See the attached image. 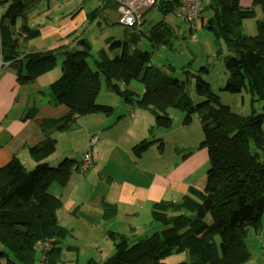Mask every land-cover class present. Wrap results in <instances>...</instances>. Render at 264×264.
I'll use <instances>...</instances> for the list:
<instances>
[{"label": "trees", "instance_id": "1", "mask_svg": "<svg viewBox=\"0 0 264 264\" xmlns=\"http://www.w3.org/2000/svg\"><path fill=\"white\" fill-rule=\"evenodd\" d=\"M32 2L0 0V7H5L0 16V51L6 60L14 62L26 52L27 42L41 34L39 29L26 24ZM256 6L264 10V0H253L249 6H241L238 0H211L207 8L215 11L219 35L236 51L224 56L229 76L222 89L230 93L245 89L253 100L262 102L264 109V18L256 20L254 35H244L241 30L242 20L253 17ZM160 8L165 14L174 11L173 5L162 4ZM213 16L209 18L211 29ZM155 25L157 29L149 36L152 44H168L172 35L169 27L161 21ZM78 42L82 49L70 51L66 45H60L25 55L24 73L18 75L22 82L52 69L60 59L62 73L50 89L56 102L67 109L43 123V140L28 149L35 161L33 168L26 169L16 157L0 168V264H34L36 243L48 239H52L51 248L37 261L43 259L48 264L59 254L58 244L69 231L58 223L56 212L61 202L48 189L52 183L64 186L74 170L82 171L84 155L79 161L65 156L57 166L50 165L46 158L56 149L57 134L68 131L79 117L112 113L111 106L96 102L100 74L110 91L129 104L147 109L161 128L171 124L161 103V87H167L170 93L177 91L175 104L185 110L183 123H188L191 113L198 114L203 136L200 144L207 148L209 168L202 190L190 188L179 203L153 205L152 217L160 221L162 230L131 244L124 234L109 232L113 253L101 263L89 259L86 264H167L165 259L174 253H186L188 259L173 264L246 262L251 255L246 238L249 230L259 229L264 212V112L246 116L232 112L199 74L195 90L203 99L193 103L183 82L146 66L150 52H127L125 43L119 40L111 46L120 47V54L109 59L100 50V58L92 68L87 60L89 43L85 39ZM131 79L143 85L140 93L128 87ZM172 82L173 86L167 85ZM94 137L89 135L87 143L95 144ZM149 143L142 141L136 148L145 150ZM101 205L103 218L116 214L115 205Z\"/></svg>", "mask_w": 264, "mask_h": 264}, {"label": "rangeland", "instance_id": "2", "mask_svg": "<svg viewBox=\"0 0 264 264\" xmlns=\"http://www.w3.org/2000/svg\"><path fill=\"white\" fill-rule=\"evenodd\" d=\"M210 2L211 0H201L202 19L199 18L195 24L178 19L172 12L165 14L160 6L155 5L143 14L142 24L127 27L120 22L116 6L114 8L111 1L33 0V7L27 15L26 24L29 27L39 29L43 34L42 40L48 39L50 44L63 37L59 43H66L67 50L70 51L82 49L78 40L85 39L90 45V55L87 60L92 68H94L95 60L100 58V50H104L109 59H114L120 54V47L111 46L113 41L119 40L125 43L127 52L134 50L150 52L146 66L157 68L173 80L177 79L183 82V87L193 103L203 99L195 90L196 75L199 74L203 80L207 81L209 88L218 96L219 101L228 105L232 112L241 116L263 113L262 102L253 100L247 90L242 89L239 93H230L222 89L229 76L224 65V56L227 54L234 55L236 51L234 47L228 46L225 39L219 35V27L214 21L215 16H213L215 11L207 8ZM212 16L214 29L209 28V18ZM256 20L254 16L244 18L241 25L242 34L254 35L256 33ZM159 21L169 27L172 35L169 37L168 44L157 43L153 45L149 36L150 32L157 29L155 24ZM204 67L207 68V71H203ZM99 79L101 88L96 96L97 103L111 106L117 116L129 115L127 110L132 108L131 111L138 116L145 115L154 121V115L137 109V107H130L123 97L110 91L106 87V80L102 74L99 75ZM167 85L173 86L174 83ZM128 87L137 94L143 90V85L137 80L131 79ZM176 92L170 93L167 87H161V103L171 119L170 126L161 128L153 122L151 127L146 130L149 127L147 122L142 120L141 123L135 124V127L144 131L141 134H144L143 136L147 140L159 138L143 153L144 158L142 160L136 159L135 162L138 166L144 165L148 168L149 174L162 168L159 165L164 168L171 164L176 165V173L171 170V174L178 178H182L190 170L191 164L197 163L201 167L187 179H196L202 190L206 183V169L209 168V164L205 152L206 146L200 145L203 137L201 124L196 112L191 113L187 124L183 123L185 110L175 104L178 101L177 97L175 98ZM89 116L90 113L86 114L85 120L90 119ZM78 127L76 126L74 129L79 130ZM71 133L70 131L69 134L68 132L57 134L59 143L56 146V151L47 160L50 165L57 166L60 160H63V157L59 159V154H63L64 157L68 156L65 155V148L69 146L78 152L73 155V159L77 160L81 154L80 160L82 159L84 153H82L83 151L79 152L81 150L79 144L82 142L78 137L79 135L76 137L72 136ZM97 138L98 135L96 142ZM137 143L139 144L140 141L138 140ZM87 145L90 148L94 144L87 143ZM159 145L161 147L157 148ZM86 152L89 151L86 150ZM116 154L120 155L117 163H120L124 168L123 174H118L119 171L116 170V178L118 180L122 178L126 180L138 179L132 177V175L140 176L136 172V167L131 165L133 160L127 159V156L123 159L121 155H125V152L122 149H117ZM108 170L110 171V168ZM109 171L105 170V172ZM144 178L145 176L142 177V179ZM167 196H164L160 202L168 203L172 202V198L177 199ZM140 206L132 211L133 214L129 213V217L121 212V214L110 219L102 220L103 217H100V214L95 215L89 211L79 216V219L73 215L69 217L64 214V218L60 216V222L67 224L70 228L66 239L72 241L71 239L77 238L72 249H65L67 244L63 240L58 244L59 247L63 248L60 257L67 260V264H86L91 258L95 262H99L107 256L109 251H114L113 240L109 232L124 234L131 244L150 236L155 231H159L160 221L147 212L148 207L142 208ZM153 209L150 207L151 214ZM261 220L264 223V212ZM70 226H73L74 229ZM263 240L264 227L260 229L258 234L251 232V235L247 236V248L251 255L243 264H264Z\"/></svg>", "mask_w": 264, "mask_h": 264}, {"label": "crops", "instance_id": "3", "mask_svg": "<svg viewBox=\"0 0 264 264\" xmlns=\"http://www.w3.org/2000/svg\"><path fill=\"white\" fill-rule=\"evenodd\" d=\"M252 1L253 0H238L241 6H249ZM4 9V6L0 7V16L4 12ZM254 17H256L257 20L263 19L264 10L256 6ZM20 22V20L17 21V28ZM42 36L43 34L41 33L37 38L29 40L26 44V52L21 54L14 62L4 59L0 51V168L7 164L13 157L19 159L26 169L33 168L35 161L30 156L28 149L43 140V123L49 119L59 117L67 109L64 104L56 102L50 89L52 83L58 79L62 73L60 59L52 69L41 73L33 80L28 82L19 80V73H24L26 53L30 51H46L55 49L60 45H67L66 43H59L63 37L56 39L55 42L50 44L48 39L43 41L41 38ZM58 57L60 58L61 56ZM129 105L130 107L134 106L137 107V109L139 108L140 110L150 113L147 109L138 105ZM131 110L132 108L127 110L129 115L125 114L126 116H117L114 114V110L108 116L90 114V119L88 120H85L84 115L79 117L69 130L66 131L68 134L71 131L72 136L77 137L79 135L78 137L82 142L79 144L81 146L79 152L83 151L82 153H84L88 150L92 160V164L87 170H74L64 186H60L57 183H52L49 186V193L58 197L61 202L56 212L58 223L68 229V231L70 229L69 226L60 222V216L64 218V214L69 217L73 215L79 219V216L89 211L93 212L95 215L100 214V217H103L102 202L115 205V215L124 212L123 214L129 217V213L133 214L132 211L140 205L142 208L148 207L149 209L147 212L152 215L150 207L159 203L164 196L168 197L167 195H169V197H176L177 199L172 198L171 200L174 203H179L182 197L189 193L190 188L201 190V186L196 179H187L188 176L201 167L197 163L191 164L190 170L186 172L182 178H178L176 175L171 174V170H174L176 173V165L173 164L165 168L159 165L162 168L158 169V171L155 170L152 174H149V169L144 165H137V162H135L136 159L142 160L144 158L143 153L159 138L147 140L146 137L143 136L144 134H141L144 131L139 127H135V124H139L143 120L149 125L146 129L148 130V128L151 127V123H155V119L153 121L145 115L138 116ZM128 117L130 119H127ZM103 120L105 121L102 122ZM76 126H79V130L74 129ZM92 134L98 135V140L96 144L89 148L87 145V138ZM138 140L140 143L142 141H149L150 143L145 150H140L136 148L137 145L140 144L137 143ZM58 143L57 137V144ZM160 147L159 145L157 148ZM117 149H122V151L125 152V155H121L123 159L127 156V159L133 160L131 165L136 167V172L140 176L132 175V177L138 179L126 180L122 178L118 180L116 178V170L119 171L118 174L124 173L123 166L117 163L120 157V155L116 154ZM65 150V155L68 156H73L78 153L76 152L77 150H74L71 146L66 147ZM205 152L208 159L207 148ZM59 155V159L64 157L63 154ZM81 155H79L78 159L76 158L77 160L75 161H79ZM51 156L52 154L46 158V161L49 160ZM52 160L54 161V159ZM108 168H110V171ZM105 170L109 172H105ZM207 170L208 169H206V172ZM144 176L145 178L142 179ZM104 219L105 218H102V220ZM262 222L263 220H261V223ZM70 227L74 229L73 226ZM263 227L264 223L259 225L257 231H254V229L249 230L248 236L251 235V232L258 234ZM162 228L163 226L160 223L159 230H162ZM66 238H68V235ZM66 238L63 239L67 244L65 249H72L73 243L77 238L71 239L73 242L68 241ZM35 249L36 257L39 259L42 258V250L38 248ZM59 250V254L53 261L51 262L48 259L46 263L49 261L48 264H67V260L60 257L63 248L59 247ZM112 253V250L109 251L102 261ZM37 258L34 264L38 263ZM187 259L188 256L186 253H174L169 255L165 259V262L167 264H173ZM102 261L99 260L97 263H101Z\"/></svg>", "mask_w": 264, "mask_h": 264}, {"label": "built area", "instance_id": "4", "mask_svg": "<svg viewBox=\"0 0 264 264\" xmlns=\"http://www.w3.org/2000/svg\"><path fill=\"white\" fill-rule=\"evenodd\" d=\"M115 6L119 15V20L127 27H134L142 23L143 14L154 7L155 5H173L174 15L187 23H194L201 15V0H111ZM96 137L93 138V142ZM91 163V156L89 153H85L83 161L80 164L82 171L87 170ZM52 239L45 241H39L35 247L42 250V258H44L46 252L51 248ZM264 247V240H263ZM264 250V249H263ZM37 264H44L43 259Z\"/></svg>", "mask_w": 264, "mask_h": 264}, {"label": "bare ground", "instance_id": "5", "mask_svg": "<svg viewBox=\"0 0 264 264\" xmlns=\"http://www.w3.org/2000/svg\"><path fill=\"white\" fill-rule=\"evenodd\" d=\"M91 164H92V163H90V165H89V166H91Z\"/></svg>", "mask_w": 264, "mask_h": 264}]
</instances>
